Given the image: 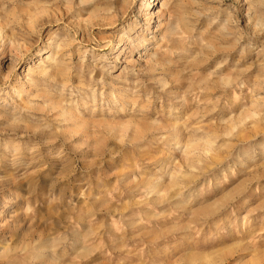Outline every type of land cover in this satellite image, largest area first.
I'll list each match as a JSON object with an SVG mask.
<instances>
[{
  "label": "rangeland",
  "instance_id": "1",
  "mask_svg": "<svg viewBox=\"0 0 264 264\" xmlns=\"http://www.w3.org/2000/svg\"><path fill=\"white\" fill-rule=\"evenodd\" d=\"M0 264H264V0H0Z\"/></svg>",
  "mask_w": 264,
  "mask_h": 264
},
{
  "label": "bare ground",
  "instance_id": "2",
  "mask_svg": "<svg viewBox=\"0 0 264 264\" xmlns=\"http://www.w3.org/2000/svg\"><path fill=\"white\" fill-rule=\"evenodd\" d=\"M151 6V5H150ZM149 13V12H148ZM151 15V17H148V20H151L153 17H152V13H149Z\"/></svg>",
  "mask_w": 264,
  "mask_h": 264
}]
</instances>
